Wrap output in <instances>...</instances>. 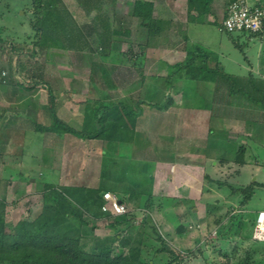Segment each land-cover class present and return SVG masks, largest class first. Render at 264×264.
Returning <instances> with one entry per match:
<instances>
[{"label": "rangeland", "instance_id": "obj_1", "mask_svg": "<svg viewBox=\"0 0 264 264\" xmlns=\"http://www.w3.org/2000/svg\"><path fill=\"white\" fill-rule=\"evenodd\" d=\"M60 2L88 39L89 49L78 53L60 47L56 41L49 42L51 46L44 49L33 46L35 37L29 26L32 0H0V38L3 39L0 43V98L3 99L0 101V198L4 197L3 201L0 199V211L6 229L10 230L21 218L31 220L38 214L40 191L45 182L96 187L103 179L113 186L141 190L138 197L142 200L146 195L154 198L151 208L139 206L142 200L137 202L131 230L128 226L119 227L122 235L130 231L133 235L141 233L142 253L154 264H164L170 257L159 250L161 243L156 233L180 258L173 264H264V237H252L256 212L264 209V187L256 184L264 181V149L258 146L261 138L264 139V107L260 101L252 100L261 97L255 88H264V36L260 39L239 32L229 36L218 30L212 16L207 19L209 23L196 27V34L184 30L191 36L190 40L179 41L178 46L188 55L202 50L207 55V66L217 65L225 76H215L213 81L176 80L177 94L164 88L163 97L169 93L172 102L163 109L164 113L158 110L159 117L155 115L157 109L152 107L155 110L150 112L152 117L147 127L145 124L141 127L147 132L131 146L83 140L68 133L60 136L37 133L33 131V122L43 125L49 122L43 113L47 91L39 83L34 84L35 79H29L28 74H42L41 80L49 83L60 102L57 115L79 129L85 98L125 101L128 96L134 100L140 95L150 101H161L155 95L159 92L151 87L160 86L161 77L169 70L167 65L176 60L172 55L180 54L176 48L164 49L162 56L157 57L144 49L147 55L141 66L130 62L119 64L114 59L117 52L131 48L133 55L143 49L138 46L143 43L144 30L137 19L125 13L129 9L126 0H102L99 11L88 13L78 0ZM217 3L213 0L211 5L216 9ZM98 14L110 26H117L119 21L130 34L108 36L109 41L101 42L96 35L98 27L93 23ZM169 26L163 25L161 37L164 45L174 46L166 34ZM102 54L111 55V59L101 58ZM129 56L121 59L127 60ZM152 77L157 81L152 82ZM9 83L12 85L8 86ZM184 108L192 110L186 118L187 131H192L189 136L182 135L184 115L171 122L173 111L184 113ZM222 135L224 145L218 143ZM240 149L242 164L229 158ZM173 151V159H187L185 152L189 151L194 160L206 156L208 161L204 164L212 159L219 162L215 172L210 173L212 176L203 172L201 179L192 185L199 192L193 199L180 194L172 196L175 192L169 185L171 169L167 160ZM224 157L230 160L224 161ZM102 160L106 166L104 175ZM155 161L167 163L153 167ZM257 161L259 165L255 169ZM205 174L207 179L203 177ZM250 183L252 194L241 204L242 193L231 188ZM136 199L125 202L128 210L135 206ZM89 223L94 234L112 232L103 219Z\"/></svg>", "mask_w": 264, "mask_h": 264}, {"label": "trees", "instance_id": "obj_2", "mask_svg": "<svg viewBox=\"0 0 264 264\" xmlns=\"http://www.w3.org/2000/svg\"><path fill=\"white\" fill-rule=\"evenodd\" d=\"M222 5L227 6L233 0H221ZM187 9L198 8L209 9L213 0H186ZM84 12L100 10L102 0H78ZM151 2L133 0L130 16L139 20L148 33L154 28L157 29L156 21L151 17ZM226 11V10H225ZM32 18L29 20L30 29L34 32L35 40L32 45L44 49L51 46L49 42L56 41L60 47L67 48L74 52H82L89 49L88 39L81 28L73 20L69 11L62 6L60 0H32ZM95 16L94 27H98L96 34L101 42L109 41L108 36L128 35L129 31L125 25L118 24L110 26L106 20ZM225 12L214 18L213 23L220 25ZM122 24L124 21L120 19ZM98 23V25H96ZM229 36L231 33H226ZM248 37L260 38L264 34V26L255 33H241ZM109 39V40H108ZM3 39L0 38V43ZM235 43V39H233ZM109 53L112 51L109 50ZM32 53H34L32 51ZM114 58L119 64L123 63L122 57L132 55L131 48L124 52H117ZM134 55L139 57L138 53ZM111 55L102 54L101 58L111 59ZM206 53L200 50L191 52L186 58L170 65V70L161 77L162 83L155 89L161 101H150V98L137 96L134 100L128 96L127 100L92 99L85 98L81 114V126L75 129L68 125L57 115L60 102L49 85L42 81V74H28L34 84L39 83L47 91V106L44 114L48 116V124L33 122V131L37 133H53L61 135L68 133L83 140L97 139L102 141H115L118 143L132 142L134 139V128L137 117L141 114V106L147 105L157 110H163L172 102L169 93L164 95V88H170L174 93L178 92L174 86L176 80H211L215 76H225V73L216 65L210 68L206 64ZM132 64L138 60L130 58ZM9 74L5 77L8 79ZM212 75V77H211ZM251 76L248 78L251 81ZM253 79V78H252ZM174 81V82H173ZM164 86V87H163ZM255 88V86H254ZM260 92L261 97L252 99L253 102H261L264 107V88H255ZM233 90L228 92L232 93ZM162 94V95H161ZM163 97V98H162ZM209 133L212 129L209 128ZM231 158L232 161L242 164V150L240 149ZM230 160L224 157V161ZM101 174H105V160L101 162ZM145 167V166H144ZM144 170V169H143ZM23 178L26 175L22 173ZM205 179L208 176L203 175ZM264 187V183H256ZM253 184L243 187L231 188L242 193L241 204L251 196ZM111 192L121 202L134 200L140 196V191L135 188L128 190L127 187H117L100 179L96 187L54 185L48 182L43 184L40 191L41 204L38 214L31 220L19 219L10 230L6 229L4 215L0 211V264H154L152 260L142 253L141 233L135 235L131 231L122 235L119 227L132 226L133 212L137 209L141 197L136 199L135 206L122 214L112 215L101 210L103 204L102 194ZM2 201L4 197L0 198ZM153 197L146 195L139 206L153 207ZM158 200L160 198L158 197ZM159 207V205H157ZM103 219L107 229L111 233L94 234L93 225L90 220ZM255 219V218H254ZM125 230V229H124ZM131 230V229H130ZM181 226H178V231ZM156 238L160 241V251H165L169 260L164 264H173L177 259L171 249L163 244V240L157 233ZM248 261V257L245 256ZM246 264V263H244Z\"/></svg>", "mask_w": 264, "mask_h": 264}, {"label": "crops", "instance_id": "obj_3", "mask_svg": "<svg viewBox=\"0 0 264 264\" xmlns=\"http://www.w3.org/2000/svg\"><path fill=\"white\" fill-rule=\"evenodd\" d=\"M141 1H144V0H141ZM146 1L151 2V5H152L151 17L154 21H156L157 29L155 30L153 28L148 33L146 28L139 24V20H138V24L140 25L142 30H144L143 31V36H144L143 43H140L141 45H139L138 47L139 48L141 47L143 49H139V52H137L139 54L138 58L136 55H134L136 53L135 52V53H133V55H130L128 59H130L131 56H132V58L135 57L138 61L136 63H134V65L141 66L143 59L147 55V53L144 52V49L148 50L151 55L160 57V56H162V51H164V49L172 50V49L176 48L175 49V50H177L176 52H180L181 55L179 53H178V55L177 54L172 55L173 57L176 56L175 57L176 60L175 61L173 60L170 64L167 65L169 67V70H170V65H173L175 62L183 60L188 55L187 53H185V51H183V48L178 46L179 41L190 40L191 36L189 35L188 32H185L184 30L194 32L195 29H198L196 27H199V26L202 27L205 22L206 23L210 22V21H207L209 16L210 17L211 16L212 17L220 16L226 10V7L222 6V4H220L221 0H215L218 2L216 9H215L214 5L213 6L210 5L209 9L207 8L206 10H200V11L198 8H194V9H191L190 11H188L186 0H146ZM248 1L251 4H259V5L264 6V0H248ZM132 2H133V0H126V6H128L129 9L125 13L128 14L127 16L129 18L135 19L134 17L130 16V10H131ZM165 24L170 25L169 30L167 31L166 34H168L170 36V44L173 43L174 46L164 45L163 39L161 37V33H162L163 25H165ZM128 31H129V29H128ZM129 34H130V31H129ZM193 34H196V32H194ZM262 36H264V34L261 35L260 39L262 38ZM182 54H184V55H182ZM185 54H187V55H185ZM128 59L126 60L124 58L123 64H125L127 62H130L132 64L131 60H128ZM158 62L160 63V61H158V60L155 61V63L157 65L159 64ZM155 78L156 77L151 78L152 82L157 81V78L156 79ZM141 80H143V78H141ZM142 82L143 81H141V83ZM11 85H12V83L8 84V86H11ZM155 88H156L155 86L151 87V89H154V90H155ZM151 89H149V90H151ZM172 93H174V92L172 91ZM175 93L177 94L178 92H175ZM2 100L3 99L0 98V101H2ZM141 108H142L141 114L137 117L135 128H134L135 135H134L133 141L129 142L128 144H126V143H122V144L120 143L119 144L118 142H115V141H108L110 145L112 144L115 146H117V145H121V146L130 145L131 146L136 141L137 137H139L142 134L144 136V134H145L144 132H147V131L142 130L141 127L143 124H145L144 127H147L148 119H150V117H152L150 114L155 109H153L152 107L147 106V105H142ZM156 112H157L155 114L156 117H159L160 115L158 113V110H156ZM164 112L165 111L163 110V113ZM191 112H192V110H191ZM191 112H190V109L184 108V113H183V111L180 112V111L175 110V111H173V113L171 115V117H172L171 122L172 123H175V121L177 122L176 117L179 116L180 114L185 116L184 117L185 119L183 121L186 122V124L184 125L185 126L184 134H182L185 136H189V134H191V132H192V131H187V130H189L187 128V127H189V125H187L188 119H186L187 116H191ZM201 112H203V111L201 110ZM205 112H207V111H205ZM205 112H203V113H205ZM155 115H154V117H155ZM173 117L175 118V120L173 119ZM173 126H175V125H173ZM174 128H173V131L176 129V128L175 129ZM175 134H176V132H175ZM170 136L173 137L172 135H170ZM175 136H178V135H175ZM183 138H185V137H183ZM218 140H219L218 143L223 144L224 143V141H223L224 135H222L221 138H219ZM261 140L262 141H260V144L258 146H260L262 149H264V139L261 138ZM184 142H182V143H184ZM137 144H136V147L138 146ZM0 145H1V142H0ZM173 146L174 145H172V147ZM185 153L187 154V155H185L186 157H188L187 159H184V160H182V159L179 160L177 158L173 159L172 155H175L174 151H173L171 156H170L171 157L170 160H167V162L168 161H170V162L167 163V162H156L155 161L154 164H151V165L153 167H157L156 165L159 166V165H162L163 163H167L171 169V179L169 181V185L171 187L172 192H175V193H173L172 196H174V195L177 196V194H180V196H182L183 198H192L193 199L194 197L199 195V192L192 185L195 184L198 181V179H201L203 172L204 173L206 172V174H208L209 176H212L210 173L215 172L219 162H217V160H215V159H212L209 161V164H204L205 160L208 161V159H206V156H204L205 158L203 157L201 159L198 158V159L194 160L195 158L193 159L191 152L186 151ZM167 164H165V165H167ZM243 165H245V164H243ZM254 165H256L255 169H257L259 162L258 161L255 162ZM144 166H143V169L145 170ZM207 169H208V171H206ZM255 176L257 177V175H255ZM256 177L253 178V181H255ZM259 182H264V181H258V183ZM139 191H141V190H139ZM261 210H264V209H261Z\"/></svg>", "mask_w": 264, "mask_h": 264}, {"label": "built area", "instance_id": "obj_4", "mask_svg": "<svg viewBox=\"0 0 264 264\" xmlns=\"http://www.w3.org/2000/svg\"><path fill=\"white\" fill-rule=\"evenodd\" d=\"M264 26V6L251 4L248 0H233L226 8L218 30L224 33H255ZM103 204L101 210L112 215L124 213L127 205L118 200L111 192L102 194ZM252 237L260 239L264 237V210L256 213L253 225Z\"/></svg>", "mask_w": 264, "mask_h": 264}]
</instances>
